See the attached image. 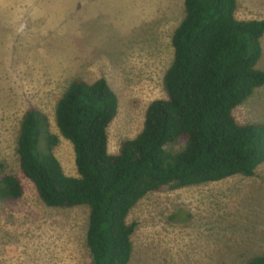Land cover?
Listing matches in <instances>:
<instances>
[{
    "label": "rangeland",
    "instance_id": "1",
    "mask_svg": "<svg viewBox=\"0 0 264 264\" xmlns=\"http://www.w3.org/2000/svg\"><path fill=\"white\" fill-rule=\"evenodd\" d=\"M239 19H263L264 0H236ZM183 0H0V175L23 185L16 200L0 198V264H87L88 207L46 206L20 168L16 138L28 107L54 110L73 78L104 77L118 98L108 151L142 127L148 103L165 96L173 57L171 35ZM262 54L257 67L264 69ZM237 122H264V84L233 110ZM59 136L55 155L77 176L71 143ZM179 217L172 220L171 216ZM127 264H244L264 254V161L252 176L162 187L130 210Z\"/></svg>",
    "mask_w": 264,
    "mask_h": 264
},
{
    "label": "trees",
    "instance_id": "2",
    "mask_svg": "<svg viewBox=\"0 0 264 264\" xmlns=\"http://www.w3.org/2000/svg\"><path fill=\"white\" fill-rule=\"evenodd\" d=\"M171 35L173 57L163 75L165 96L145 108L142 127L108 151V126L118 98L104 77H76L55 104L52 132L45 112L22 114L16 153L22 174L50 207L86 205L87 264H127L136 223L131 208L147 193L252 176L264 161V122H237L236 106L264 84L263 19H239L236 0H183ZM74 151L77 176L55 155L59 136ZM23 185L0 175V198L14 201ZM179 217L171 216L172 220ZM244 264H264V254Z\"/></svg>",
    "mask_w": 264,
    "mask_h": 264
}]
</instances>
